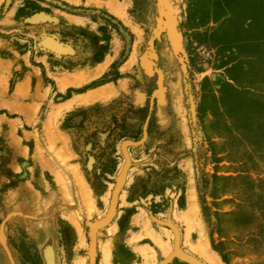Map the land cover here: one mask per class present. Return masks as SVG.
Segmentation results:
<instances>
[{"label":"rangeland","instance_id":"rangeland-1","mask_svg":"<svg viewBox=\"0 0 264 264\" xmlns=\"http://www.w3.org/2000/svg\"><path fill=\"white\" fill-rule=\"evenodd\" d=\"M0 41V264H264V0H0Z\"/></svg>","mask_w":264,"mask_h":264},{"label":"crops","instance_id":"crops-1","mask_svg":"<svg viewBox=\"0 0 264 264\" xmlns=\"http://www.w3.org/2000/svg\"><path fill=\"white\" fill-rule=\"evenodd\" d=\"M1 42V41H0ZM0 64H2L1 63V61H0ZM4 67V71H3V73H8V74H11V69L8 67V65H6V64H2ZM0 69H2V67H0ZM33 72H34V70H32V71H29V70H27L25 73H24V75H23V78L25 79V80H30L31 79V76H32V74H33ZM0 74H2V70H0Z\"/></svg>","mask_w":264,"mask_h":264}]
</instances>
